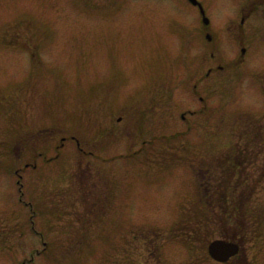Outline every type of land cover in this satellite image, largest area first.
<instances>
[{
	"label": "rangeland",
	"instance_id": "rangeland-1",
	"mask_svg": "<svg viewBox=\"0 0 264 264\" xmlns=\"http://www.w3.org/2000/svg\"><path fill=\"white\" fill-rule=\"evenodd\" d=\"M200 1L209 44L187 0H0V264H264V0Z\"/></svg>",
	"mask_w": 264,
	"mask_h": 264
},
{
	"label": "water",
	"instance_id": "water-1",
	"mask_svg": "<svg viewBox=\"0 0 264 264\" xmlns=\"http://www.w3.org/2000/svg\"><path fill=\"white\" fill-rule=\"evenodd\" d=\"M206 22L207 19H205ZM210 254L219 261H226L239 251L238 245L232 242L216 240L210 244Z\"/></svg>",
	"mask_w": 264,
	"mask_h": 264
},
{
	"label": "flooded vegetation",
	"instance_id": "flooded-vegetation-1",
	"mask_svg": "<svg viewBox=\"0 0 264 264\" xmlns=\"http://www.w3.org/2000/svg\"><path fill=\"white\" fill-rule=\"evenodd\" d=\"M194 7H195L196 9L198 8L197 5H195ZM198 9H199V8H198ZM209 28H210V27H209ZM206 29H208V27H206ZM206 29H205V30H206ZM212 56H214V54H212ZM220 69H222V68L220 67ZM73 191H74V189H73ZM73 222H74V220H73Z\"/></svg>",
	"mask_w": 264,
	"mask_h": 264
}]
</instances>
